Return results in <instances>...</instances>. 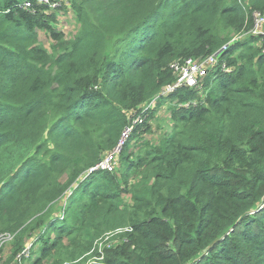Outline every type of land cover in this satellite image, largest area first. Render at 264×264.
I'll return each mask as SVG.
<instances>
[{
    "label": "trees",
    "instance_id": "trees-1",
    "mask_svg": "<svg viewBox=\"0 0 264 264\" xmlns=\"http://www.w3.org/2000/svg\"><path fill=\"white\" fill-rule=\"evenodd\" d=\"M61 11L79 26L72 38L53 26ZM256 13L264 0H60L54 10L0 0V234L14 235L5 264L36 232L28 264H83L118 229L129 231L103 264H264V36L231 43ZM227 44L198 87L149 110L120 173H90L127 114L174 83L172 63ZM165 101L173 134L133 155Z\"/></svg>",
    "mask_w": 264,
    "mask_h": 264
},
{
    "label": "built area",
    "instance_id": "built-area-1",
    "mask_svg": "<svg viewBox=\"0 0 264 264\" xmlns=\"http://www.w3.org/2000/svg\"><path fill=\"white\" fill-rule=\"evenodd\" d=\"M38 4H42L49 8L50 10H54L59 6L60 0H36ZM26 9H29L30 3L26 2L24 4ZM264 36V14L256 13L254 14V21L253 26L249 32L242 36H238L237 38H232L231 43H234L238 40H242L245 37H260ZM229 44L223 46L221 50L217 53L209 55L204 58H189L182 61L174 62L170 65V69L173 72L175 81L172 85L165 87L164 90L160 95H157L150 103L144 106L139 113L136 115L134 113L127 114L128 119L131 120L129 126H127L121 134L119 142L117 143L116 147L105 154V156L101 159V161L90 170L92 172H100V171H107V172H117L118 169V160L121 154L122 149L126 145L127 140L131 136L132 132L135 130L136 127L142 125L147 116L149 115V110H154L155 106L157 105L158 101L161 97L165 96L168 93L174 92L179 88H195L200 85L203 81V78L208 74L209 71L216 68L218 63V54L226 50ZM222 67L225 69V65L223 64ZM124 231H129L128 229H118L113 233H108L107 237H111V240L106 243L104 247H102L101 243H99L100 238L96 240L93 244L91 250L87 253L88 255H92L93 257L88 260L86 264H103L104 260V248L110 249L113 247L111 241H117V235L122 234ZM104 236V235H103ZM102 236V237H103ZM14 235L10 233H3L0 234V248L4 243L13 241ZM118 242V241H117ZM117 244V243H116ZM30 246L24 247L22 251L15 257L14 264H28L27 261L31 257L30 255ZM94 259L95 262H91Z\"/></svg>",
    "mask_w": 264,
    "mask_h": 264
},
{
    "label": "rangeland",
    "instance_id": "rangeland-1",
    "mask_svg": "<svg viewBox=\"0 0 264 264\" xmlns=\"http://www.w3.org/2000/svg\"><path fill=\"white\" fill-rule=\"evenodd\" d=\"M55 29L61 30L64 32L66 38H72L75 34H77L79 30L78 24L74 21V18L72 15H69L68 13L59 12L57 17L56 24L53 25ZM238 36H234L233 38H237ZM246 38V37H245ZM256 40L254 41L255 46H260V40L258 37H255ZM247 39V38H246ZM39 41L41 44L46 48L50 49L52 46V40L49 38L47 33L39 32ZM169 102L165 101L158 110L154 113L152 118H150L146 126L148 129L145 133L140 134L137 133V139L136 141H132L128 146L130 148L129 152H132L133 155L141 154V157L144 156L146 150H149L151 148L158 147L161 143L162 139L165 138V136H171L173 134L172 130V124L170 115L167 111ZM146 127V128H147ZM145 129V127H143ZM140 134V135H139ZM105 156V155H104ZM118 169L119 173L122 170V165L118 160ZM135 174H132V176ZM123 201L125 202V205H130L131 201L129 196H126L123 198ZM38 233L36 232L32 239H30L28 242H26L25 247H28L32 245V242H34V239L36 238V235ZM109 234H105L103 237L100 238L99 243H101L102 247L106 245L108 241L111 240V237H107ZM117 239V238H114ZM113 246L118 243L117 241H111ZM13 241L4 243L0 250L1 253V260L0 264H5L6 260L9 258L11 254V248H12ZM93 256L86 254L82 259H84L83 264H86L88 260H90ZM91 262H95L94 259L91 260ZM11 264H14L13 262Z\"/></svg>",
    "mask_w": 264,
    "mask_h": 264
}]
</instances>
